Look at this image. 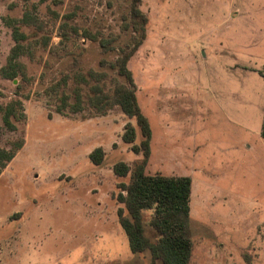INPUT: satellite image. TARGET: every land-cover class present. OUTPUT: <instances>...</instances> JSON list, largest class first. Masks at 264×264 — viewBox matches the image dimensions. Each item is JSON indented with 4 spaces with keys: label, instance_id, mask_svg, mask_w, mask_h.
<instances>
[{
    "label": "rangeland",
    "instance_id": "rangeland-1",
    "mask_svg": "<svg viewBox=\"0 0 264 264\" xmlns=\"http://www.w3.org/2000/svg\"><path fill=\"white\" fill-rule=\"evenodd\" d=\"M129 4L0 0V148L12 152L0 170V264L151 261L129 249L117 183L130 174L112 169L142 159L122 139L130 122L138 143V127L95 100V87L125 83L110 63L132 44ZM138 7L145 36L127 68L151 129L145 172L192 180L189 264H264V0Z\"/></svg>",
    "mask_w": 264,
    "mask_h": 264
},
{
    "label": "trees",
    "instance_id": "trees-1",
    "mask_svg": "<svg viewBox=\"0 0 264 264\" xmlns=\"http://www.w3.org/2000/svg\"><path fill=\"white\" fill-rule=\"evenodd\" d=\"M140 1L130 0L129 20L125 24L132 32V44L110 63V66L116 68L117 73L124 77L125 83L116 85L110 95L95 87V100L97 103H105L108 107L118 105L128 118L134 119L140 134L139 142L134 143L137 137L135 127L130 122L125 124L122 139L131 144L135 153L141 152L142 159L132 169L123 161L116 162L112 168L116 176L130 174L128 182L117 183V200L123 204L117 208V218L126 234L130 251H148L151 257L149 264H155L156 261L161 264H189L193 248L190 232L192 180L189 176L145 172L150 154L151 129L138 106L132 75L127 68L129 57L145 36L144 25L147 17L138 7ZM100 43L104 50L112 48L108 41L100 40ZM4 76L14 78L17 72L6 71ZM75 94L79 95V92ZM14 110L12 104L5 108L3 120L9 128L14 126L10 122ZM260 135L264 140V108ZM11 157L12 152L0 148V170ZM103 157L104 151L100 147L89 153V159L94 164H100ZM145 224L151 234L146 233Z\"/></svg>",
    "mask_w": 264,
    "mask_h": 264
}]
</instances>
